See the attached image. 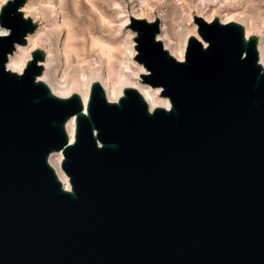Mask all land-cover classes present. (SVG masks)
Returning <instances> with one entry per match:
<instances>
[{"label": "water", "instance_id": "obj_1", "mask_svg": "<svg viewBox=\"0 0 264 264\" xmlns=\"http://www.w3.org/2000/svg\"><path fill=\"white\" fill-rule=\"evenodd\" d=\"M0 9V264H264V69L256 37L195 16L183 61L156 39L157 20L129 18L141 83L169 108L90 86L53 95L6 68L35 25ZM76 118L69 142L65 122ZM61 151L65 189L48 162Z\"/></svg>", "mask_w": 264, "mask_h": 264}, {"label": "bare ground", "instance_id": "obj_2", "mask_svg": "<svg viewBox=\"0 0 264 264\" xmlns=\"http://www.w3.org/2000/svg\"><path fill=\"white\" fill-rule=\"evenodd\" d=\"M169 2L173 1L160 0L163 9ZM4 4L5 2L2 5ZM84 4L91 10V13L93 10L96 13L98 12V17L101 23L104 24V16L94 6L92 0H85L83 3L78 0L75 1L73 11L68 6V0H39L37 3L33 1L26 2L21 8V11L25 13L24 17H31L32 22L40 20L43 25L33 33L27 35L24 45L15 46L14 52L8 55L6 68L9 71L21 74L30 60L31 53L43 45L47 49V55L44 61L40 62L42 72L36 78V81L43 82L50 92L57 97L68 98L73 94L77 95L82 102L84 113H86L90 86L93 83L100 84L108 102L116 103L122 96L124 89L133 88L141 94L150 111L156 107L168 109L169 101L159 96V88H152L139 82L136 84V82L131 80L130 75H134L137 78L142 73H148L141 65L138 67L139 73L131 70L132 65H136L133 60L136 53L133 48L135 43H132V47L129 46L125 53L121 54L111 44L97 37L89 27V23L86 24L80 14L81 8H85ZM175 5L180 6L182 2ZM164 11L165 9L161 10L157 17H154L152 20L148 19L149 21L147 22L155 20L159 22V33L156 39L161 40L163 48L177 61L181 62L184 60L186 39L194 36L200 41L202 40L192 30L186 34H183V30L180 31L178 33V40H174L166 24V14ZM118 13L121 14L123 12L120 9ZM229 13L223 14L226 16L225 19L221 16L224 20H217L224 24L233 20L240 21V18H243L240 17L241 14L238 15L239 13L236 15H234L235 13H231V15ZM122 16L124 17L123 24L128 25L130 17L126 15ZM133 17L143 19L140 12L134 14ZM198 17H201L206 22L216 19H212L211 15L208 17ZM241 22V25L244 26L245 24L243 31L244 37L247 40L250 37L252 26L246 21L241 20ZM7 33L8 30L0 26V35ZM254 37L257 39L258 63L264 69V40L257 36ZM202 43L204 46L206 45L205 42L202 41ZM75 125V116L70 117L65 122L64 127L70 143L74 141ZM62 160L63 154L61 151L52 152L48 157V162L54 169L63 187L69 190L68 177L61 169Z\"/></svg>", "mask_w": 264, "mask_h": 264}, {"label": "rangeland", "instance_id": "obj_3", "mask_svg": "<svg viewBox=\"0 0 264 264\" xmlns=\"http://www.w3.org/2000/svg\"><path fill=\"white\" fill-rule=\"evenodd\" d=\"M31 1H33L34 3L39 2V0H25L24 4L26 2H31ZM75 1L77 0H68V6L71 9V11H73V6ZM78 1L83 3L85 0H78ZM172 1L173 2H169V4H167L168 6L166 5L164 7L165 9L164 12L166 14V24L169 27V31L173 36L172 38L174 40L176 39L178 40V33L182 30H183L182 31L183 34L184 33L186 34L188 31L191 32L192 30V32L194 31L198 36L197 25L193 21V18L195 16L208 17L211 15L212 19L214 18L223 19L222 17H224L225 19L226 16L223 14L227 12L228 13L230 12L229 13L230 15L231 13L232 14L235 13L234 15H236L237 13H239L238 15L241 14L240 17L243 18L240 19L242 21H246L247 23H250V25L252 26V29L250 30V37L257 36L260 39L264 40V0H172ZM174 1L176 2L174 3ZM3 2L6 3L7 1L0 0L1 7ZM92 2L94 6L97 7L99 11H101V13L103 14L104 24L101 23V20L98 17V12L96 13L93 10V12L91 13V10L87 6H85V4H84L85 8L82 6L84 9L81 8V12H80L82 18L84 19V22L86 24L89 23V27L91 28L92 31H94L97 37H100L102 40H105L106 42L111 44L116 49V51L121 54L125 53V51L129 46L132 47L131 46L132 43H135L134 42L135 34H133L134 31L129 28L130 22L128 23V25H124L123 24L124 17L122 15L133 17L134 14L140 12L142 13L143 19L149 21L154 19V17H157L160 14L161 10H164L163 7L161 6L160 0H92ZM179 2H182V5L180 6L175 5L176 3ZM24 4L20 7L19 11H21V8L24 6ZM120 9L123 12L121 13L122 15L118 13ZM22 14L24 16L25 13L22 12ZM27 19H31V17H28ZM98 19L100 20V22ZM241 20L240 21L233 20V21L236 24L238 23V25H240L244 30L245 24L243 23L244 26L241 25L242 24ZM33 23L36 27L35 30L43 25V23L40 20H35ZM186 43H187V39H186ZM133 48L135 49V45H133ZM46 50H47L46 47L43 45L35 50V51H39L43 55V60L41 62L44 61L47 55ZM136 54L137 52L134 55L133 58L134 61ZM135 64L136 65H132L131 70L133 71L135 70L136 72L135 71L134 72L137 73L138 67L141 64H138V62L136 61ZM130 78L132 81L136 82V84H138V82L141 83L139 76L136 78L134 75H130ZM159 89H160L159 96L168 99L165 96H161L162 89L161 88Z\"/></svg>", "mask_w": 264, "mask_h": 264}]
</instances>
